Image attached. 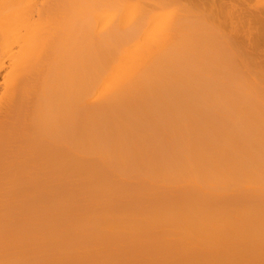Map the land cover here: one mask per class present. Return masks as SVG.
Masks as SVG:
<instances>
[{"label":"bare ground","instance_id":"bare-ground-1","mask_svg":"<svg viewBox=\"0 0 264 264\" xmlns=\"http://www.w3.org/2000/svg\"><path fill=\"white\" fill-rule=\"evenodd\" d=\"M221 1L0 0V264H264V3Z\"/></svg>","mask_w":264,"mask_h":264},{"label":"rangeland","instance_id":"rangeland-1","mask_svg":"<svg viewBox=\"0 0 264 264\" xmlns=\"http://www.w3.org/2000/svg\"><path fill=\"white\" fill-rule=\"evenodd\" d=\"M192 1H194V0H192ZM222 1H223V0H222ZM222 1H221V2H222ZM227 1L230 2V0H227ZM227 1H226V2H227ZM232 1H234V3H233ZM240 1H243V0H239V1H237V0H231V3H232V4L229 3V2H227V3H229V5H232V7H229V8L232 9L233 11H234V10H238V9L241 10L242 8H243V11H244L245 8L248 9L249 6H250L249 8H252V7H253V5H252V6L249 5V4H251V3H248V1H251V0H247V1L244 0L243 3L240 2ZM245 1H246V2H245ZM262 1H263V2H262ZM195 2H196V1H195ZM226 2H222V3H226ZM236 2H237V3H236ZM238 2H239V3H238ZM251 2H253V0H252ZM261 2L264 3V0H254L253 3H259V4H260ZM241 3H242V5L245 3L246 7H245V5H243L242 8H241V7H240V6H241ZM246 3H247L249 6H248ZM233 4H234V5L236 4L235 7H238V6H239V7H238V8H234V5H233ZM237 4H239V5H237ZM254 5H255V4H254ZM244 7H245V8H244ZM247 9H246V10H247ZM232 10H231V11H232ZM246 10H245V11H246ZM248 10H249V9H248ZM243 11H242L241 13H244V12H245V11H244V12H243ZM237 12H239V11H237ZM45 18H46V17H45ZM46 19H47V18H46ZM42 20H43V19H42ZM45 21H46V20H45ZM47 21H48V19H47ZM41 22H42V24H44L43 21H41ZM38 23H40V21H39V22L37 21L36 24H38ZM253 27H254V26H253ZM257 27H258V26L254 27L253 29H255V28L257 29ZM247 28H249V27H247ZM250 28H252V26H251ZM259 29H260L261 31L264 32V30H262L261 28L258 27L257 32L259 31V33H257V34H261V33H260L261 31H260ZM249 31H252V30H249ZM254 31H256V30H254ZM254 31H253V32H254ZM255 33H256V32H255ZM250 34H251V33H250ZM253 34H254V33H253ZM253 34H252V38H253L252 40L255 41V40H254V39H255L254 37H256L255 35H257V34H255V35H253ZM262 34H263V33H262ZM263 46H264V44H263V45L260 44L258 50L261 49L260 51L262 52L263 50H262L261 47H263ZM263 49H264V47H263ZM258 52H259V51H258ZM259 53H260V52H259ZM259 53H257V54H258L257 56L259 57V59H262V58H260L262 54L259 55ZM263 55H264V52H263ZM262 57H264V56H262ZM263 59H264V58H263ZM263 59H262V60H259V61H260V62H264ZM257 60H258V59H257ZM6 72H7V69H5L4 71H2V72H1V76H0V78H2L3 74L6 73ZM0 87H1V86H0Z\"/></svg>","mask_w":264,"mask_h":264}]
</instances>
